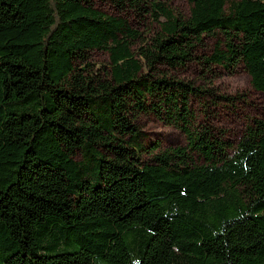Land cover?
Instances as JSON below:
<instances>
[{"label": "trees", "instance_id": "trees-1", "mask_svg": "<svg viewBox=\"0 0 264 264\" xmlns=\"http://www.w3.org/2000/svg\"><path fill=\"white\" fill-rule=\"evenodd\" d=\"M186 2L147 4L158 34L133 50L92 0H0V264H264V120L227 156L188 77L241 64L264 93V0ZM142 117L188 146L145 148Z\"/></svg>", "mask_w": 264, "mask_h": 264}, {"label": "rangeland", "instance_id": "rangeland-1", "mask_svg": "<svg viewBox=\"0 0 264 264\" xmlns=\"http://www.w3.org/2000/svg\"><path fill=\"white\" fill-rule=\"evenodd\" d=\"M160 3L171 9L175 15L187 19L189 8L186 0H92L98 10L111 16L125 18L139 34L140 39L132 44L136 50L145 41L152 40L158 34L147 4ZM223 42L219 32L203 38L204 52L210 55L217 45ZM91 72L99 70V81L105 80L108 70V55L104 51H90L85 61ZM105 75V76H104ZM189 81L195 83L200 92L192 100V107L202 128L217 132L225 143V153L232 156L237 144L246 138L249 128L255 120H264V93L253 90L249 77L241 64L233 69L218 66L205 74L202 67L194 65L188 73ZM144 133L145 148L158 153L170 148L188 146L186 136L176 127L166 125L152 117L139 120ZM142 161H147V153Z\"/></svg>", "mask_w": 264, "mask_h": 264}]
</instances>
